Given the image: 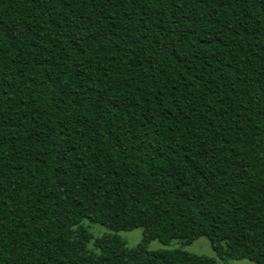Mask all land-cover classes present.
<instances>
[{"label": "trees", "instance_id": "obj_1", "mask_svg": "<svg viewBox=\"0 0 264 264\" xmlns=\"http://www.w3.org/2000/svg\"><path fill=\"white\" fill-rule=\"evenodd\" d=\"M218 259L264 264V0H0V264Z\"/></svg>", "mask_w": 264, "mask_h": 264}, {"label": "rangeland", "instance_id": "obj_2", "mask_svg": "<svg viewBox=\"0 0 264 264\" xmlns=\"http://www.w3.org/2000/svg\"><path fill=\"white\" fill-rule=\"evenodd\" d=\"M84 224L93 233L94 238L98 236H102L104 234L114 233L106 226L100 223L91 222L88 219L84 220ZM117 234L126 240L129 247H135L138 245L139 242H141L143 238L144 228L137 227L129 231H119L117 232ZM89 248L96 250V251L98 250L94 239L89 243ZM163 248H168V249L182 248L184 250H187L193 253L216 257L215 251L213 250L209 239L205 236H201L191 243H186L182 239H173L168 244H163L158 239H154L149 243V249L151 250H157V249H163ZM217 264H256V263L248 259L230 260L228 263H224L223 260L218 259Z\"/></svg>", "mask_w": 264, "mask_h": 264}]
</instances>
